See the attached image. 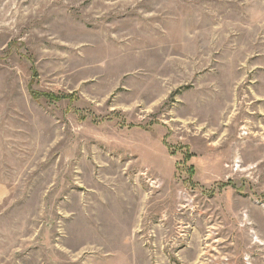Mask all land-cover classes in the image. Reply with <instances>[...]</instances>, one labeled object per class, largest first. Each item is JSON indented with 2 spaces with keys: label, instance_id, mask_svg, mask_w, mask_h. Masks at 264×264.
<instances>
[{
  "label": "rangeland",
  "instance_id": "1",
  "mask_svg": "<svg viewBox=\"0 0 264 264\" xmlns=\"http://www.w3.org/2000/svg\"><path fill=\"white\" fill-rule=\"evenodd\" d=\"M0 264H264V0H0Z\"/></svg>",
  "mask_w": 264,
  "mask_h": 264
},
{
  "label": "trees",
  "instance_id": "2",
  "mask_svg": "<svg viewBox=\"0 0 264 264\" xmlns=\"http://www.w3.org/2000/svg\"><path fill=\"white\" fill-rule=\"evenodd\" d=\"M189 159H190V156L186 155V156H185V162H186L187 160H189ZM187 171H188V173H189V174H192V173H193V171H192V168H191V167H190V168H188V169H187Z\"/></svg>",
  "mask_w": 264,
  "mask_h": 264
}]
</instances>
